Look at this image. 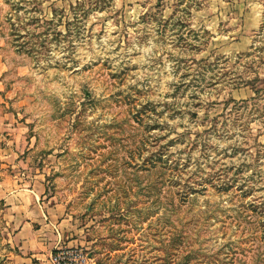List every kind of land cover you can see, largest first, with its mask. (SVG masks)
Instances as JSON below:
<instances>
[{
	"label": "rangeland",
	"instance_id": "374dc122",
	"mask_svg": "<svg viewBox=\"0 0 264 264\" xmlns=\"http://www.w3.org/2000/svg\"><path fill=\"white\" fill-rule=\"evenodd\" d=\"M9 19L34 36L15 42ZM28 40L46 46L27 52ZM257 76L264 0H0V180L46 186L82 264H163L167 232L188 223L233 256L224 264H264L249 211L264 197V95L233 89ZM232 98L256 99L229 115ZM219 175L234 189L219 191ZM5 210L0 264H11Z\"/></svg>",
	"mask_w": 264,
	"mask_h": 264
},
{
	"label": "crops",
	"instance_id": "0c3cea01",
	"mask_svg": "<svg viewBox=\"0 0 264 264\" xmlns=\"http://www.w3.org/2000/svg\"><path fill=\"white\" fill-rule=\"evenodd\" d=\"M9 157L4 155L6 162ZM5 166L1 165L0 170ZM23 186L28 184L21 185L17 176L0 180V202L6 208L4 216L12 228L7 244L16 250L3 258L12 261L11 264H50L55 250L74 246V235L68 228L69 216L65 207L43 200L45 185L35 182L28 189Z\"/></svg>",
	"mask_w": 264,
	"mask_h": 264
},
{
	"label": "trees",
	"instance_id": "16d2710c",
	"mask_svg": "<svg viewBox=\"0 0 264 264\" xmlns=\"http://www.w3.org/2000/svg\"><path fill=\"white\" fill-rule=\"evenodd\" d=\"M18 5L11 4L12 10H19ZM9 22L12 26V36L16 37L15 42H20V39L25 36L28 37L31 35L30 33H26L25 35H19L18 33V27L15 23L11 22V19H9ZM39 22V19H33L32 23L30 24H36ZM23 29H26L24 27ZM48 35V33H45V36ZM32 36H34L32 34ZM37 36V35H36ZM42 37V35L38 36ZM40 44L41 47L46 46L44 42L38 43V41H35V43H31L30 40L26 41L25 43H22L19 45L21 48L22 46H27L25 50L27 52H33L36 49V45ZM234 90H240L244 87H250L253 89L254 93L257 95V99L260 96L264 95V87L263 83L264 80L259 79V77H255L254 79H243L238 78L236 81H234ZM258 84V85H257ZM263 94V95H261ZM256 99V98H255ZM248 99V100H241L237 101L235 99H230L226 101L225 103V111L230 109L229 115H232V113L241 111L243 109H247L250 107V102L255 100ZM232 107L230 108V106ZM224 115V114H223ZM241 115L237 116L240 117ZM243 116V115H242ZM166 169L170 170V172L173 171H180V167L177 165H168V160L166 161ZM183 170V169H182ZM181 170V171H182ZM221 177L219 175L218 182L216 187L221 192H229L230 190L234 189V186H236V183L238 182L237 178H230L227 181H220ZM251 181V180H250ZM243 184L240 185L239 191L242 194L243 198H248L249 196L253 195L255 192L254 186H251V183L247 181H241ZM247 184V185H246ZM177 185H175L176 187ZM180 196H183L184 199L188 200L191 195H195L199 193V190L194 188L193 186L188 187V189H179L177 191ZM182 194V195H181ZM253 203L250 204L249 211L253 212L255 216V228L253 229V232L256 233V236L259 237V241L264 243V197H256L253 201ZM199 220L202 217V215L207 214V212L201 211L199 212ZM251 217V215H249ZM195 216H193L194 218ZM195 221L190 219L189 222ZM239 221V219H238ZM190 223L183 224L180 229H177V231L167 232V243L164 245V252L165 256L162 258L163 264H224L226 262L232 263L233 256H230V254L222 247L221 250H218L216 252H211L207 248L203 247L201 243H198L193 234L190 233V229L188 228ZM195 226H198V224L193 222ZM240 226V225H239ZM244 230H248V232H251V229H246L244 227ZM194 232V231H193ZM196 233L198 231H195ZM119 249L114 248V251H118ZM56 253V251H54ZM224 255V256H223ZM223 256V257H222ZM250 264V263H249ZM251 264H256L255 262H252Z\"/></svg>",
	"mask_w": 264,
	"mask_h": 264
},
{
	"label": "built area",
	"instance_id": "2783aa9c",
	"mask_svg": "<svg viewBox=\"0 0 264 264\" xmlns=\"http://www.w3.org/2000/svg\"><path fill=\"white\" fill-rule=\"evenodd\" d=\"M55 251L49 259L50 264H82L87 260L82 251H74L72 247H62Z\"/></svg>",
	"mask_w": 264,
	"mask_h": 264
}]
</instances>
